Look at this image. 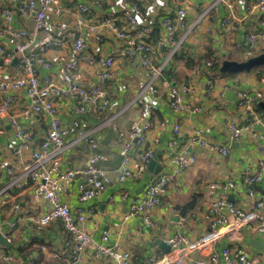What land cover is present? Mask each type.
<instances>
[{
	"label": "built area",
	"instance_id": "1",
	"mask_svg": "<svg viewBox=\"0 0 264 264\" xmlns=\"http://www.w3.org/2000/svg\"><path fill=\"white\" fill-rule=\"evenodd\" d=\"M76 1V15L71 23L61 20L71 12L65 8V0H9L10 3L1 9L0 120L10 126L6 146L17 161L12 158L0 159V168H4L11 177L7 186L0 191V198L9 192L16 194L31 186L34 199L43 200L49 205V210L36 218L37 227L42 228L59 220L69 233V238L62 244L63 250L70 251L73 264H84V253L92 242L85 225L93 215L94 208L72 207L63 195L67 193L71 182L78 181V196L81 202H85L99 197L112 183V170L105 165L109 157L101 150L97 133L111 127L115 132V140L122 141L117 179L124 181L141 177L149 171V165L155 157V149L148 142V134L157 127L153 112L162 98L160 89L165 88V99L176 119L170 127L172 139L169 141L174 173L160 169L142 194L131 197L129 209L124 215L128 219L140 213L146 223L154 225L151 212L161 204L162 196L174 175L196 165L198 155L192 150L194 146L226 156L231 152L230 143L248 135L264 140V114L257 106L259 100H264V89L260 88L254 94L246 89L237 90V104L245 120L227 124V142L213 140L197 132L188 136L184 143L179 139L180 135L187 134L180 123L181 117L187 113L201 114L204 111L196 100L195 89L190 82L173 83L165 78V73L190 32L209 16L212 5L206 8L201 6L200 18L190 25L188 0H172L169 11L156 15L146 13L133 0H120V7L113 13L93 12L95 8H103L101 0ZM249 2L246 14L264 13V0ZM227 3L228 10L219 19V25L234 31L235 7L233 2ZM118 18L122 19V25L118 24ZM22 20H32L33 27L28 29L27 26H19L17 21ZM155 28L161 29V33L152 39L149 34ZM179 33L182 35L179 36ZM103 36L110 42L121 44L118 54L106 50L101 41ZM90 37L96 45L94 50L88 42ZM8 42L15 45L18 53L15 66L12 64L13 55L7 48ZM245 43L264 48V19L253 29L249 28L243 36V42H237L236 45ZM56 49H69L71 53L63 51L53 59L46 56L49 50ZM164 49L167 51L164 52ZM120 56H125L139 68L137 78L140 83L130 104L138 106V113L132 118L128 133L119 128L116 119L130 106L120 107L109 91L110 85L119 87L121 84L117 71ZM41 66L47 69L57 66V69L42 77ZM212 71L216 69L211 60L197 64L194 68V72L199 75ZM85 72L92 75L95 72L96 80L85 77ZM260 82L264 85V76ZM211 84L212 79H208V93ZM20 92H24L29 100L27 104L18 102ZM66 107H71L77 114L69 123L60 117ZM46 116L49 117V129L47 135L38 141L25 121ZM90 119L96 122L90 124ZM0 132L6 134L3 128H0ZM70 136L74 138L69 140ZM78 145L85 150L87 163L64 166L68 151ZM259 149L261 153L264 151V141L259 144ZM26 156L29 160L24 162ZM262 182L264 156L259 157L255 165L246 167L243 181L247 187L246 194L255 199L257 188ZM237 187L236 179L228 182L210 179L205 182L203 191L208 199L205 217L210 231L195 239L184 233L174 234L165 240L171 250L161 258L150 257L148 263L264 264L263 257L250 255L243 249L223 247L218 251L215 248L220 238L245 226L264 239V199L255 200L249 208L240 206L227 197ZM23 218H26L24 214L20 219ZM92 255L95 258H111L116 264H140L138 257L122 249L118 243H110L108 230L103 232ZM220 258H223V263ZM1 262L16 264V257L12 253L2 254Z\"/></svg>",
	"mask_w": 264,
	"mask_h": 264
},
{
	"label": "crops",
	"instance_id": "2",
	"mask_svg": "<svg viewBox=\"0 0 264 264\" xmlns=\"http://www.w3.org/2000/svg\"><path fill=\"white\" fill-rule=\"evenodd\" d=\"M101 1L103 8L101 10L95 8L93 12L113 13L120 7V0ZM133 1H137L146 13L154 15L166 13L173 5L172 0ZM8 3H10L9 0H0V13L1 9ZM76 3V0H65L64 6L66 9H70L71 12L69 16L61 20L69 23L74 20ZM228 4L220 0H188L190 8L188 24L190 25L200 18L201 6H205V8L209 5L212 6L209 16L201 20L197 27L190 32L179 54L172 59L171 65L165 73V78L173 83L190 82L195 89L196 100L204 111L201 114L187 113L181 117L180 123L187 131V134L180 135L179 139L184 143H186L188 136L197 132L202 133L207 138L227 142V124L231 121L241 123L245 120V115L237 104V90L246 89L251 94H254L258 89H264V85L260 82L261 77L264 75L261 73L262 70L261 72L259 71L260 68L230 74H224L216 70L199 75L194 72L195 65H188L192 60L198 61L199 64L203 63L207 59L206 55L208 53H213L220 61V59L224 58L242 60L248 55L262 51L261 47H252L248 43L241 46L236 44L237 42H243V36L249 28L253 29L263 21L264 13L254 12L246 14L250 4L249 0H235L233 1L236 12L235 29L234 31L230 28L223 29L219 25V19L225 16ZM17 24L19 26H27L26 28L28 29L33 27L32 20L17 21ZM118 24L122 25L121 18H118ZM160 33L161 29L155 28L149 34V37L152 39L157 38ZM182 33H179V36ZM101 41L107 51L119 53L118 47H121L119 42H110L105 36H103ZM88 42L92 50H94L96 45L91 37ZM7 48L13 55L12 64L15 66L18 62V53L15 45L12 42H8ZM63 51L71 53L69 49H56L49 50L46 56L53 59ZM166 51L167 49H164V52ZM15 59H17V62H15ZM215 61L213 60L212 62L215 64ZM56 69L57 66H53L51 69L41 66V76L44 77L49 72H55ZM117 71L121 84L119 87L114 84L110 85L109 91L120 107L128 104L130 106L133 100V92L138 89L140 83L139 79H137L139 68L129 62L125 56H120L117 60ZM84 76L88 79H93V81L96 80L95 72H93V75L85 72ZM208 79H212L209 93L206 90ZM160 91H162V98L153 112V119L156 121L157 127L149 132L148 142L154 147L158 163L162 165L160 171L167 169L174 173L169 141L172 139L170 127L173 122H176V119L165 99V88H161ZM18 102L20 104L29 102L24 92L18 94ZM137 113L138 106H135V104L130 106L116 119L119 128L128 133L131 120ZM76 116L77 114L71 107L63 108L60 113L61 119L66 123L71 122ZM89 121L90 124L96 122L94 119ZM25 122L33 131L36 140L39 141L47 135L49 117L46 116ZM0 128H3L6 132V134L0 132V159L12 158V160L17 161L16 158L12 157L6 146L7 135L10 134L9 124L0 120ZM97 134L100 136L101 150L109 157L105 165L112 170V183L99 197H94L85 202H81L79 199L78 181L71 182L67 193L63 195V198L72 207L94 208L93 215L85 225L92 236V242L84 253V264H116L111 258H95L92 255L105 230L110 232V243H118L122 249L138 257L140 264H149L148 260L150 257L161 258L165 253L169 252H164L160 248L159 244L156 243L157 239L165 241L176 233L187 234L193 239L204 236L210 231V227L205 217L208 199L203 191V185L210 179L224 182L236 179L238 187L231 190L227 197L240 206L249 208L255 200L264 199V182L258 186L255 199L246 194L247 187L243 184L246 167L255 165L259 157L264 156V151L262 153L259 151V144L264 140L248 135L230 143L231 152L226 156L210 153L199 146H194L192 150L198 155L196 165L179 175H174V179L162 196L161 204L151 212L154 225L146 223L143 214L140 213L125 219L124 215L129 209L131 197L142 194L156 172L147 171L139 178L124 181L118 180L117 174L119 173L122 141L115 140V132L111 127L104 128ZM73 138L74 136H70L69 140ZM155 139H158V141L155 142ZM28 160V156L23 159L24 162ZM79 163H87L86 152L80 145L68 151L64 166ZM18 170L19 168L16 169L17 172ZM10 178L6 170L0 168V191L7 186ZM124 193H126V196ZM193 198L197 200L196 207L186 215H183L177 207L187 204ZM48 210L49 205L45 201H36L34 199L31 186L19 190L16 194L9 192L3 198H0V229L3 224L8 223V231L5 235L11 244L10 247H7L0 243V264H2L1 255L6 253L15 255L16 264H73L70 258V251H64L62 248L64 241L69 238V233L65 231L62 223L56 220L45 227H37L36 218ZM23 214L26 218L20 219ZM252 239L264 241L250 227L245 226L239 231L228 233L220 238L216 242L215 248L218 251H221L223 247L243 249L250 255L264 258V250L252 245ZM57 253L60 256L56 257L55 254ZM220 259L223 263V258Z\"/></svg>",
	"mask_w": 264,
	"mask_h": 264
},
{
	"label": "water",
	"instance_id": "3",
	"mask_svg": "<svg viewBox=\"0 0 264 264\" xmlns=\"http://www.w3.org/2000/svg\"><path fill=\"white\" fill-rule=\"evenodd\" d=\"M15 62H17V59H15ZM255 68H260L264 75V50L255 53L247 57L246 59H242V60L224 58L219 66V72L224 74H230V73H237L242 71H251L252 69ZM257 106L264 114V100H259L257 102ZM161 167L162 165L158 163V160L155 156L149 165V171H153L157 173L159 172ZM8 226H9L8 223L3 224L1 226L0 243L6 245L7 247H10L11 244L8 242V239L5 235V233L8 231ZM156 243L159 244L160 248H162L164 252H168L171 248V246L169 244H166V242L163 239H157ZM251 244L256 247H260L264 250L263 240L252 239Z\"/></svg>",
	"mask_w": 264,
	"mask_h": 264
},
{
	"label": "trees",
	"instance_id": "4",
	"mask_svg": "<svg viewBox=\"0 0 264 264\" xmlns=\"http://www.w3.org/2000/svg\"><path fill=\"white\" fill-rule=\"evenodd\" d=\"M262 50H264V48L262 49ZM255 54V53H254ZM251 55H253V54H251ZM251 55H248L247 57H249V56H251ZM176 57V56H175ZM174 57V58H175ZM206 58L207 59H205V61H207V60H216L215 61V64L213 63V65H214V68H216V70H219V66H220V64H221V62H222V60L220 59V61L216 58V56L213 54V53H208L207 55H206ZM229 59H231V58H229ZM196 63V64H195ZM197 64H199L198 63V61H194V60H192L188 65L189 66H193V65H197ZM195 66H194V68H195ZM256 69H259V68H256ZM259 71L261 72V69H259ZM262 73V72H261ZM259 109V108H258ZM260 110V109H259ZM196 205H197V200L195 199V198H193L192 200H190L187 204H184V205H179L177 208L178 209H180V211H181V213L183 214V215H186L189 211H192L195 207H196Z\"/></svg>",
	"mask_w": 264,
	"mask_h": 264
},
{
	"label": "rangeland",
	"instance_id": "5",
	"mask_svg": "<svg viewBox=\"0 0 264 264\" xmlns=\"http://www.w3.org/2000/svg\"><path fill=\"white\" fill-rule=\"evenodd\" d=\"M220 1H224V2H229V1H231V2H233V1H235V0H220ZM236 19V18H235ZM235 19H234V21H235ZM254 54V53H253ZM245 58H247V56L245 57ZM245 58H242V59H245ZM170 65H171V63H170ZM138 79V78H137ZM136 81V80H135ZM136 88H137V85H136ZM136 89H135V91L133 92V97H134V95L136 94ZM160 94H162V91H160ZM132 97V98H133Z\"/></svg>",
	"mask_w": 264,
	"mask_h": 264
}]
</instances>
